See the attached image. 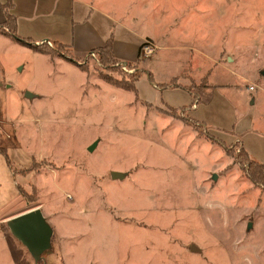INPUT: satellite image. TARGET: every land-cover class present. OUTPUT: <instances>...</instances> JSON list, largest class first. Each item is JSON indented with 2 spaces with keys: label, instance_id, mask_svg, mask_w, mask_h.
Segmentation results:
<instances>
[{
  "label": "rangeland",
  "instance_id": "1",
  "mask_svg": "<svg viewBox=\"0 0 264 264\" xmlns=\"http://www.w3.org/2000/svg\"><path fill=\"white\" fill-rule=\"evenodd\" d=\"M89 1L157 47L123 70L0 23V264H35L6 226L34 208L37 264H264V183L239 151L264 163V0Z\"/></svg>",
  "mask_w": 264,
  "mask_h": 264
},
{
  "label": "crops",
  "instance_id": "2",
  "mask_svg": "<svg viewBox=\"0 0 264 264\" xmlns=\"http://www.w3.org/2000/svg\"><path fill=\"white\" fill-rule=\"evenodd\" d=\"M5 1L0 0V5L4 4ZM18 1L20 0L11 1L8 13L15 17L14 31L20 33L28 32L26 33L28 35L23 33L22 37L17 36L35 44L47 41L62 45L71 56L74 53L80 55L82 58L89 51L103 46L108 38L111 40L113 57L123 63L135 61L138 47L146 38L153 40V43H151L153 49L157 47L152 37L142 38L140 42L130 46L120 38V35L117 37L112 35L104 25H100L103 19L109 21L108 16L110 15L104 9L106 7L97 6L89 0H83L80 5L88 8L92 13L87 16L79 15V17L72 16L73 10H75L73 8L74 0H24L26 5H20ZM78 9L76 7V10ZM67 14L71 16L69 28L64 25V18L67 17L65 16ZM54 16H59V18L56 20ZM50 17L51 20L49 19ZM3 21L4 10L0 7V23ZM2 38L8 39L6 37ZM16 42L19 41L16 40ZM25 49H29V47ZM187 58L186 62L188 63L189 57L187 56ZM182 70L181 68L178 69V71L172 74L171 78L178 77ZM203 88H206V86Z\"/></svg>",
  "mask_w": 264,
  "mask_h": 264
},
{
  "label": "water",
  "instance_id": "3",
  "mask_svg": "<svg viewBox=\"0 0 264 264\" xmlns=\"http://www.w3.org/2000/svg\"><path fill=\"white\" fill-rule=\"evenodd\" d=\"M94 145L95 143L90 144L87 150L91 151ZM109 176L112 179H117L122 178L123 174L110 171ZM6 226L10 234L26 248L35 264L41 258L42 253L50 248L52 231L38 208L9 218L6 221Z\"/></svg>",
  "mask_w": 264,
  "mask_h": 264
},
{
  "label": "trees",
  "instance_id": "4",
  "mask_svg": "<svg viewBox=\"0 0 264 264\" xmlns=\"http://www.w3.org/2000/svg\"><path fill=\"white\" fill-rule=\"evenodd\" d=\"M10 5H11V0H7L5 5L2 7V9L4 10V21L2 22L1 25L5 26V27L10 25V28L12 29V31H14L15 18L13 15L9 14L8 11H6V8H9ZM15 39L19 42H23L25 45H27L29 47V49H31L34 52H37L40 54H48L49 53V51L44 49V45L41 46V44L38 45V44H35L33 42H30L29 40H23V39L18 38V37H15ZM140 47H141V45H139V47H138L137 56L139 55ZM91 51H93L95 53L99 65H104V64L108 65L109 64V65H113V66L118 67V65H116V64L119 63V61H117L113 57L112 52H111V40H110V38H108L105 41L103 46H101L95 50H91ZM137 63H138V59L136 58L134 61V64L136 65ZM134 64H131L129 62L125 63V65L127 67H130ZM125 74H127V73L123 72V75H125ZM143 74H145L147 76V78L150 79L149 72H144V71L137 72L136 70H134V72L127 75L128 76V82L122 84L121 87H123L126 90H131L135 93L134 82ZM239 151L241 153V156L243 158H245V160H246L247 173H248V177L250 178V180H252L254 183H258V182L264 183V163H260L256 160L254 161V160L248 158L249 155L247 154V152L244 149L242 150V148H240ZM47 252H48V250L44 251L41 256L45 255V253H47Z\"/></svg>",
  "mask_w": 264,
  "mask_h": 264
},
{
  "label": "built area",
  "instance_id": "5",
  "mask_svg": "<svg viewBox=\"0 0 264 264\" xmlns=\"http://www.w3.org/2000/svg\"><path fill=\"white\" fill-rule=\"evenodd\" d=\"M143 43L144 44H143V46H142V48L140 50V53L142 54L143 57H146L148 54H150L152 52L153 48H151L150 42L145 41ZM84 57H90V58H93L94 60H96V55H95V53L93 51H89ZM123 65H125L123 62L119 63V66H121V68L123 70H125Z\"/></svg>",
  "mask_w": 264,
  "mask_h": 264
}]
</instances>
